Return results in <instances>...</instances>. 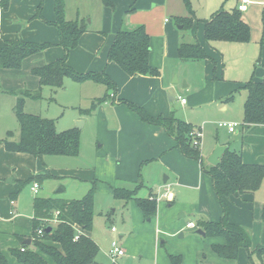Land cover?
I'll return each mask as SVG.
<instances>
[{
  "label": "rangeland",
  "instance_id": "374dc122",
  "mask_svg": "<svg viewBox=\"0 0 264 264\" xmlns=\"http://www.w3.org/2000/svg\"><path fill=\"white\" fill-rule=\"evenodd\" d=\"M108 1L112 6L106 5L104 0H64L65 17L71 19L77 13L84 19L81 22L92 31V34L105 37L107 42L113 39L114 33L119 29L143 28L146 30L151 47L149 62L151 66L160 71V75L150 77L154 83H139L136 86L137 96L127 95L143 101L141 103L147 106L151 113L142 106L150 116L173 112L175 118L194 123L196 126L193 127L201 130L198 149L204 163L217 143L239 146L238 134L228 133L225 127L218 126V122L238 120L245 99L240 101L236 98L235 103L227 110H221L219 103H222L224 98L207 100V97L220 83L248 77L258 66L254 64L255 62L249 61L248 49L245 53L241 52L243 46L220 42L215 45L216 49L208 47L209 43L203 38L202 22L198 21V19H209L220 7L227 11L233 10L236 0H190L191 13L187 10L183 0ZM38 4L39 9L43 6L45 10L44 0H39ZM262 9H264V4L254 2L248 5L244 13L252 28L250 42L257 39L260 33ZM44 10H41L42 13ZM35 17L37 16L32 18ZM164 19H167V22H164ZM25 23L27 21H21V24ZM44 24L48 25V22L44 21ZM48 26H51L50 23ZM195 43H200L208 49L209 55L218 58L219 64L215 68L212 66L207 69V64L203 60L183 61L178 57L177 49L181 44ZM97 45L98 42L95 39H90L86 45H82L79 49L80 58L72 62L75 65L74 68L79 72L104 70L108 75L110 74V77L115 75L112 68L114 66L119 70L116 63L102 69L100 62L104 59L105 52L102 46L97 47ZM252 49L253 47L250 50ZM83 51L87 54H83ZM43 58V53L39 56L27 57L22 63L21 70L0 69V177L4 178L8 172L15 169L16 175H13L25 180L29 173L44 167L57 175L78 173L80 178L95 182L91 233L100 244L97 261L102 264H112L106 255L107 244L112 237L107 223H111L117 228L115 237L119 238L120 246L125 253L116 264H171L170 259L177 256H180L184 262L185 257L181 252L187 253L192 246L187 234L189 231L195 232L198 228L195 225L196 227L189 229L188 224L195 222L197 207L199 210L200 208L206 211L211 210L208 201L209 197L213 198L212 191L209 189L208 192L206 188L207 186L210 188L209 176L202 172L197 161L185 157L181 168L187 173H181L180 176L186 179L191 177L194 182L189 180L190 185L178 181L173 163L170 162L171 172H169L163 168L162 164L149 163V160L143 159V168L138 169L139 172L140 170L144 172V183L153 192L148 191L149 194L145 198L157 200V215L144 218L135 205H129L127 209H123L122 201L113 199L111 186L116 184L119 176L130 171L137 158H144V154L154 150L151 144L140 148L141 144L132 141V131H125V127L131 124V118H136L143 124L146 122L141 120L139 115L126 103L100 102L99 97L104 95L106 87L90 80L80 82L65 76L61 87L43 86L40 99L27 98V90L24 89L30 88L29 84L33 78L28 73V68ZM222 64L223 81L212 79L214 74L218 78L221 77ZM255 76L257 77V73ZM184 83L186 86H183ZM125 89L128 90L129 86L118 85V94ZM179 95L186 98L188 102L180 104ZM20 96L25 98L23 111L37 114L43 119L53 120L57 132L77 128L79 125L77 128L79 130L77 157L49 154L36 159L13 155L2 149L4 140H14L18 136L15 107L16 100ZM129 99L130 102L136 103V99ZM98 100L100 103L90 114L80 113V109L88 108L92 101ZM196 101H199L198 104L193 105ZM78 121H82L81 126ZM9 131L10 134H8ZM136 135L144 134L140 132ZM206 166L209 165L206 164ZM178 171L181 172L179 168ZM165 172H169L170 178L167 183L163 184V178L167 176ZM38 174L51 176L48 172L37 173L33 176ZM134 177L136 181H141L138 170ZM0 182V210L7 211L8 197L6 196L12 193L15 203L13 209L18 214L14 219L0 221L1 241L8 240V232H21L26 228L33 235V221L29 219L32 216L35 197L58 195L66 199H80L89 191L93 183L68 177L45 178L42 181L32 179L24 186H21L22 181L8 184L4 180ZM33 182L40 184L38 193L35 195L30 190ZM164 187L167 191L174 193V202L171 205L166 198H160L159 194L166 191ZM135 188L136 186L130 187L129 190H135ZM59 189L63 191L57 192ZM181 214L183 216H180ZM180 227L183 229H179ZM181 231L186 234L185 237L179 236ZM211 238L213 236L200 237L202 240H211ZM17 244H19L18 241ZM261 253L264 254V252ZM185 264H191L187 258Z\"/></svg>",
  "mask_w": 264,
  "mask_h": 264
},
{
  "label": "trees",
  "instance_id": "16d2710c",
  "mask_svg": "<svg viewBox=\"0 0 264 264\" xmlns=\"http://www.w3.org/2000/svg\"><path fill=\"white\" fill-rule=\"evenodd\" d=\"M189 13L192 12L189 0H183ZM106 5L112 6L108 0ZM8 0H0V9H6ZM55 20L48 22L58 30L59 45L63 48V56L39 67L31 69V73L38 78L37 90L26 91L27 98L40 99V91L43 86L61 87L63 78L69 76L76 81L84 82L92 80L104 84L106 93L99 98L100 102L109 97V92L116 90V85L103 72H77L67 63V57L80 40L81 35L87 31L82 22L67 20L65 17L64 0H54ZM41 16L39 12L35 14ZM203 25V38L206 42L232 41L249 42L251 39V27L243 19L239 10L231 11L218 9L209 19L199 20ZM51 43H36L20 40H8L0 37V67L5 69H19L23 60L33 54L42 52ZM149 35L145 29L122 30L119 29L109 46L107 52L108 62L116 63L128 76L149 75L158 76L160 71L151 66ZM177 55L184 61L203 60L208 58L206 51L199 45L181 44L177 49ZM235 94L242 95L245 102L242 105V122L247 124L264 125V78L253 81L252 78L243 83L233 93L225 97V101H231ZM98 101L91 102L90 106L80 109V113L90 114ZM130 109L139 115L141 120L148 124L161 126L164 131L173 138L180 153L186 158L197 161L202 172L211 180L212 188L219 207L221 216L217 222L200 220L198 226L204 231L205 236L223 237L225 243L212 246V250L218 257L235 260L238 257L239 248L249 251L251 247L250 232L246 227L235 225L229 221L232 197L236 194L253 193L261 185L264 179V164L246 163L242 160L238 151L226 148L220 158V162L213 166H206L200 150L193 145L195 139L192 132L196 130L190 123L174 117L173 112L168 116H150L141 106L126 100ZM24 97L16 100L15 117L18 122V136L14 140H4V148L11 153H25L41 159L49 154H62L75 157L79 152V130L69 128L57 132L54 121L43 119L37 114L23 111ZM11 132L9 131L8 134ZM53 177L48 174L35 175L23 181V185L32 179L42 181ZM21 183V182H20ZM95 182L93 181L89 191L80 199H63L52 197H35L33 201V238L30 245L24 244V250H12L17 264H101L97 261L99 252L98 244L89 236L80 234L74 240L76 230L87 232L93 223V199ZM138 187L135 190L114 187L112 196L114 199L129 200L134 198L144 218H150L156 214L157 200L135 198ZM57 210L59 222L52 226L47 233L43 227L42 219L51 217ZM43 227V235L38 237L35 230ZM256 255L261 256L264 247L256 248ZM250 255V254H249ZM180 259L171 258V264H179ZM0 264H9L0 248ZM251 264L252 260H251Z\"/></svg>",
  "mask_w": 264,
  "mask_h": 264
},
{
  "label": "crops",
  "instance_id": "0c3cea01",
  "mask_svg": "<svg viewBox=\"0 0 264 264\" xmlns=\"http://www.w3.org/2000/svg\"><path fill=\"white\" fill-rule=\"evenodd\" d=\"M238 2H239V0H236V4L234 6V9H236V5ZM254 2H258L259 4H264V3H262V0H250V2L247 4V9H248V5L252 4ZM38 3H39V0H8L7 8L6 9H0V37L1 38L8 39V40H20V41H26V42H36V43L49 42V43H51V46L45 48L42 51V53L44 54V58L40 62L34 63L31 65V67L28 68V73L30 75H32L33 78H31L32 79L31 84H29L30 85L29 87L31 89L27 88L24 90H27L30 92L37 90L39 87L38 78L31 73V69L34 67L42 66L46 63H50V62H52V61L63 56V48L58 43L59 37H58L57 28L52 24H50L51 26H48L49 23H48V25L44 24V21L45 22H52L55 20L54 0H44L45 10H44L43 6H42V8L39 9ZM220 8H222V7H220ZM42 9L44 10L43 13L41 11ZM37 10L41 16L32 18L33 16H36L35 14L37 13ZM246 11L247 10L242 11L241 14H242L243 19L249 24V22L247 20V15H244V13ZM66 19L72 20V21L76 20L79 22L84 20V19H82V17H79L77 13L75 14V17H73L71 19H69V18H66ZM22 20L27 21V23L21 24ZM166 20L167 19H164V22H167ZM199 20H203V19H198V21ZM260 22H261L260 33H258L257 39L253 40L252 42H250V41L246 42V43L232 42V41L208 42L209 43L208 47H210L212 49H216L215 45L217 43H220V42H224V43L227 42V43H231L232 45H237L240 47L243 46L244 48H243V50H241V52L245 53L246 50L248 49V53L250 54L249 61L251 63L255 62L254 64H257L258 68L254 69L252 71V75H250L248 77H244L243 79L227 80L226 82H223V83L217 82L218 84L220 83V85L215 89V91L213 93H211L207 97V100H211V99L215 100L217 98L223 99V98L227 97L229 94L233 93L237 88L241 87L243 85V83L246 82L247 80H249L250 78H252L253 81H260L264 78V9H262ZM117 31L118 30H116V32ZM91 32L92 31L87 27V31H85L81 35L78 45L70 51V53L67 57V63L69 65L71 63L73 65V66L70 65L71 67L74 68L75 65L73 63L78 58H80V53H79L80 47L82 45H86L90 39H95L98 42L97 47L102 46L103 51L105 52V57L100 62L102 69L105 66H109L110 64L114 63V62H108V59H107V52H108L109 46L112 43L114 37L110 42H107L105 37H101L99 35L92 34ZM116 32L114 33V36H115ZM102 33L105 34L104 32H102ZM251 39H252V28H251ZM198 44L201 45L200 43H198ZM224 45H226V44H224ZM201 47L207 53L208 49L205 48L203 45H201ZM251 47H253L252 51L250 50ZM212 51H214V50H212ZM42 53L40 52L37 54L30 55L28 57L39 56ZM83 54H87V53L85 51H83ZM208 56H209L208 57L209 60H208V58L203 59V61H205V63L207 64V69L211 68L212 66H213V68H215L216 65L219 64L218 58L217 59L213 58L209 54H208ZM26 59H27V57L24 60L26 61ZM117 67L119 70H117V68H115L114 66L112 68L115 72V75H113V76L111 75V77L114 80L109 76L110 74L108 75V73L104 70H102V71H87V72H103L104 71L109 76V78H111V80H113V82L115 83L117 90H115L114 92H109V97L106 98V100L103 102H109L110 101L113 104H119L120 100L129 101L130 100L129 98H132V99L134 98V99H136V103L135 102H133V103L141 106L143 109L145 107L148 110L147 106H145V105H143V103H141L143 101L138 100L135 97H131L127 94H131L132 96H137L138 93L136 91V86L142 82H144L146 84L154 83L152 80H150L151 76H149V75L128 76L121 70V68L119 66H117ZM221 68H222L221 77L218 78L214 74L212 79H214V80L217 79V80L223 81V79H224V77H223V74H224L223 73V64H222ZM0 69L3 70L5 68L0 67ZM21 69H22V65L19 69H16V70H21ZM75 70L77 71V69H75ZM77 72H79V71H77ZM80 73H86V72H80ZM256 73H257V77L255 76ZM210 78H208V79L210 80ZM86 81H89V80H86ZM94 83H96V82H94ZM97 84H101V83H97ZM120 84H122L124 86H129V89L128 90L125 89L123 92L118 94V85L120 86ZM102 85H104V84H102ZM215 85L217 86V84H215ZM183 86H186V83H184ZM106 91H105V93H106ZM148 93H150V92H148ZM170 97H171V99H173L172 96H170ZM179 97H183V96L179 95L178 100H179ZM236 98H239L240 101L244 99V97L242 95L235 94V97L231 101H225L224 100L222 103H219L220 109L221 110H227V108L229 106H231L235 103ZM156 102H158V101H156ZM156 102H155V105H157ZM187 102L188 101L186 99L185 103H183V104H186ZM197 102H199V101H196L195 103L193 102V105L198 104ZM180 104H182V103L180 102ZM169 114L170 113H166L165 115H161V114H158V115L168 116ZM158 115H156V116H158ZM156 116H153V117H156ZM242 116H243V112H242V107H241V115H240L239 119L238 120H229V121H236L239 123L236 127L235 132L230 133L225 128L226 131L230 134H235V135L238 134V136L240 137L239 146L235 147V146H230V145L224 144V143H219V144L226 145L227 146L226 148H230V149H233L235 151H238L241 155L242 160L246 163L264 164V125L243 123L242 122ZM184 121L187 123H190L192 126H196L194 123H192L190 121H186V120H184ZM130 122H131V124L127 125L125 127V131H127V132L132 131V134H133L132 141L136 142V144H141L140 148H142L146 144H151L154 147V150L151 153L144 154V158H141V159L137 158L135 160V162L133 163V166L130 169V171L128 170L124 175L119 176L116 180V184L112 185L111 189H113L114 187L129 189L130 187H134V186L138 185L139 186L138 191H137L136 195L134 196L136 198H145L149 194L148 191L153 193L151 191L150 187L146 186L144 183V179H145L144 178L145 177L144 172L142 173L141 170L139 172V169H138L139 167H140V169L143 168V166H142L143 165V162H142L143 159L149 160L148 161L149 163H160L163 165V168L165 170H168L169 172H171L170 171V169H171L170 164L173 163L174 164L173 168H174V170L177 171L176 174L178 175V181L179 182H185L188 184H190V182H194V180L191 179V177H190V179H186V178H182L180 176L181 173H187V172H184V170L181 168L183 166L182 165L184 162L183 158H185V156H183L180 153V151L178 150L175 140L173 138H171L169 135H167V133L164 131V129L161 126L156 125L157 126L156 127V126H153L152 124H147V123L143 124V123L139 122L136 118H131ZM159 129L162 132L159 131ZM140 132H142L144 135L137 136L136 134L140 133ZM134 134L136 137L134 136ZM2 149L5 152H7L4 148V143L2 144ZM169 149L173 150V151L169 152L168 151ZM174 151H176V152H174ZM7 153H11V152H7ZM11 154L21 155V156H26V157H32V156L25 154V153H11ZM68 157H72V156H68ZM75 157H77V156H75ZM207 157H206L205 163L208 165H211L207 162ZM32 158H35V157H32ZM36 159H38V158H36ZM178 168L181 171L180 173L178 171ZM14 170L15 169H12V171L8 172V174L6 176H4V178L7 177L8 179H4V178L0 177V179H1L0 181L4 180L5 183H7V184L13 183L15 181H19V183H20L21 181L23 182V181L27 180L28 178L32 177L34 174L48 172L51 174V176H53V177H48V179L68 177V178H72V179H78L80 181L93 182V180L89 181V180H85L84 178H80L78 176V173H71L69 175H67V174H59V175L53 174L46 167L40 168V169L38 168L37 170H34L31 174L29 173L27 179L22 180V179L14 176V175H16ZM136 170H138V174L140 176L139 179H141L140 182L136 181V179L134 177ZM169 172H165L167 174V176H165L166 181L165 182L163 181V184H165L169 181V178H170ZM8 175H11V177H8ZM209 179H210V177H209ZM128 180H131V181H128ZM189 180H190V182H189ZM24 185H21V186H24ZM39 186H40V184H39ZM90 187H89V189H90ZM164 188L166 189V187H164ZM206 188H208V190H207L208 192H209V189L212 191L213 198L209 197V201H208L211 210L206 211L205 209H202V208H200V210H199L197 205H196V207H197L196 214H195L196 220H195V222L192 221L194 226L193 227L189 226L188 227L189 229L196 227L195 225H197L200 220L217 222L221 216V209L219 207L218 201H217L216 196L214 194L211 180H210V188L208 186ZM61 191H63V190L59 189L57 192H61ZM163 194H166V196ZM159 195L160 196L163 195L162 198H166L167 202L170 205L174 202V193L172 191L170 192V191H167V189H166V191L161 192ZM6 197H8V203H7L8 207H7V211H5L4 209L2 211L0 210L2 212V213H0V221L11 220V219H14L15 217H17V215H18L16 210L13 209V206L15 204L14 203V195H12V193H9ZM38 197H41V196H38ZM47 197H49V196H45L44 198H47ZM52 198H61V197L56 195ZM63 199H66V198H63ZM119 200H121V199H119ZM121 201L123 204V209H127L129 207V205L130 206L135 205L136 207H138L134 198L129 199L128 201H126V200H121ZM231 201H232V203H231V207H230L229 221L235 225H240V226L246 227L249 230L250 238H251V247L249 248V251H247L245 248H239L237 259H235V260L223 259V258L218 257L217 254L212 250L213 245L225 243V239L223 237H213V238H211V240H202V239H200V237H205V235H201V234L196 233V230H195V232L189 231L187 235L191 239L192 246H191V249H189V251L187 253L181 252L183 254V256L185 257L184 262H182L180 256H177V258L180 259L179 264H185L186 258L188 259V262L191 264H251V260H252L253 264H264V254H262L259 257L256 255V252H255L257 247H260V246L264 247V179L256 191H254L253 193L236 194L232 197ZM202 207L206 208L204 205H202ZM138 209L140 210L139 207H138ZM140 215L143 216L141 210H140ZM156 215H157V211H156V214L153 216H156ZM180 216H183V215L181 214ZM32 218H33V209H32V216L30 217L29 220L32 221ZM111 225H113V224L107 223L109 232L112 234V237L108 241L106 252L109 249L111 239L114 238L115 234L117 233V230H116V232L110 231ZM198 228H200V227L198 226ZM179 229H183V227H180ZM91 230H92V228H91ZM91 230L87 231V232L82 231V234L87 235L90 238H92L98 244V246L100 248V244L93 237ZM180 234H182V235L180 236ZM179 236L185 237L186 234L181 231L179 233ZM7 237H8V240H6V239H4L3 241L0 240V248L2 250V253L5 255L9 264H17V261H16L14 255L12 254V250H20V248L23 247L24 244L30 245L33 236L31 234V232L28 230V228H26V229H22L21 232H15V231L8 232ZM27 239H30V243L26 242ZM17 241L19 244H17ZM161 243H163V242H161ZM119 244H120V240H119ZM124 255H125V253L122 256H119L117 258V261H118V259L122 258ZM248 260H250L249 263H248Z\"/></svg>",
  "mask_w": 264,
  "mask_h": 264
},
{
  "label": "built area",
  "instance_id": "2783aa9c",
  "mask_svg": "<svg viewBox=\"0 0 264 264\" xmlns=\"http://www.w3.org/2000/svg\"><path fill=\"white\" fill-rule=\"evenodd\" d=\"M250 2V0H239V2L236 5V9L239 10L240 12L247 10V4ZM167 21V20H166ZM179 101L183 104L185 103L186 99L184 97H179ZM239 123L236 121H223V122H218V126L220 127H225L228 132L233 133L236 130V127ZM195 139L193 140V145L200 146V138H201V130L196 129L194 130V132H192ZM40 186L38 182H33L30 189L32 191V193L35 195L38 193ZM166 196V194H163ZM162 195V196H163ZM162 196H160V198H162ZM58 216V211L55 210L52 214L51 217H45L42 219L43 222V227L47 226V225H55L59 222V219L57 218ZM188 226L193 227L194 224L190 223L188 224ZM43 227H39L35 230V233L38 237H41L43 235ZM75 230H76V234L74 235V240H77L79 235L82 234V231L74 226ZM116 227L114 225L110 226V231L111 232H116ZM24 247L20 248V251H23ZM108 259L110 260V262L112 264H116L117 258L119 256H122L124 254V250L123 248L120 246L119 244V239L114 237L111 239L110 241V245H109V249L106 252Z\"/></svg>",
  "mask_w": 264,
  "mask_h": 264
},
{
  "label": "water",
  "instance_id": "95a60500",
  "mask_svg": "<svg viewBox=\"0 0 264 264\" xmlns=\"http://www.w3.org/2000/svg\"><path fill=\"white\" fill-rule=\"evenodd\" d=\"M78 123H79L80 126H81L82 121H78ZM77 128H79V125H78ZM226 147H227L226 145H223V144H219V143H217V144L215 145V147H214L212 153L207 157V162H208L209 164L213 165V166L217 165V164L220 162V158H221L222 154L224 153ZM165 178H166V177L163 178V181H164V182L166 181ZM182 215H183V214H182ZM51 230H52V226H51V225H47V226L45 227V231H46L47 233L51 232ZM196 233L201 234V235H205L204 231H203L202 229H200V228H197V229H196ZM181 235H182V234H180V236H181ZM26 242H27V243H30V239H27Z\"/></svg>",
  "mask_w": 264,
  "mask_h": 264
}]
</instances>
